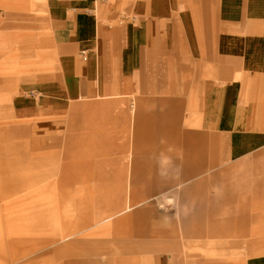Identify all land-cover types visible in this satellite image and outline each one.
Returning a JSON list of instances; mask_svg holds the SVG:
<instances>
[{
  "label": "crops",
  "instance_id": "1",
  "mask_svg": "<svg viewBox=\"0 0 264 264\" xmlns=\"http://www.w3.org/2000/svg\"><path fill=\"white\" fill-rule=\"evenodd\" d=\"M43 1L0 0V10L12 5L32 11L46 7L63 43L59 82L36 85V97L14 101L16 115L26 124V145L32 154L58 144L64 151L96 146L99 156L106 138L114 151L121 146L108 155L130 158L127 205L117 213L108 210L93 218L80 217L59 232L49 228L41 239L13 241L10 264L29 257L31 264L50 260L118 226L115 219L132 210L140 168L149 174L140 158H147L155 145L151 141H159L157 155L163 158H175L183 148L186 155L197 153L199 128L191 127L194 115L201 118L200 129L225 132L221 138L227 146L230 141L233 154L234 141L239 143L243 151L235 156L264 148V12L259 0ZM25 17L39 19L30 13ZM105 131L110 135L105 136ZM252 159L264 163V158ZM91 162L85 163V170ZM202 162L204 158H196L192 168ZM98 167L102 175L104 167ZM260 171L264 173V165ZM117 174H125V167ZM84 176L65 166L63 199L73 196L74 184ZM36 177L37 181L30 178L27 189L33 185L38 189L23 194L16 204L36 202L38 193L50 198L53 184ZM90 178L94 179L93 170ZM230 187L229 183L228 195L246 191L239 185ZM253 192L248 201L252 206L238 219V228L250 233L237 237L244 235L253 244L240 264H264V181ZM109 198L111 206L122 202L119 195ZM43 205L50 211L52 202ZM144 213L149 243L155 249L150 264H179L178 213L172 208H149ZM112 262L128 264L125 259Z\"/></svg>",
  "mask_w": 264,
  "mask_h": 264
},
{
  "label": "rangeland",
  "instance_id": "2",
  "mask_svg": "<svg viewBox=\"0 0 264 264\" xmlns=\"http://www.w3.org/2000/svg\"><path fill=\"white\" fill-rule=\"evenodd\" d=\"M257 4L264 12V0ZM29 9H15L12 5L0 10V264L11 263L12 243L17 239H41L49 228L59 232L61 226L74 224L80 217L93 218L108 210L117 213L127 205L130 158L128 154L108 155L114 147H108L107 138L101 142L104 144L101 156L94 151L96 146L85 145L64 151L58 144L40 154L30 153L23 136L26 124L16 115L14 101L18 97H36L39 94L36 85L59 82L63 43L49 20L46 7ZM29 13L39 19L26 18ZM126 125L130 127V121ZM197 126L195 155H186L183 148L177 157L163 158L157 155L161 149L159 141H151L155 145L150 150L147 148L150 152L147 158H140L141 166L149 174H143L140 168L131 200L132 210L115 219L118 226L105 229L88 241L51 256L50 260L42 258L33 264H114L112 259H125L128 264H150L155 249L149 243L151 234L145 224L144 211L149 208H172L178 213L180 239L175 251L179 264L243 263L253 244L244 240V235L237 237L250 233L244 232L243 227L238 228V219H243L244 209L252 206L248 201L254 198L253 188L264 181V173L260 171L264 163L252 159L264 158L261 157L264 148L235 156L243 151L239 143L234 141L233 154L230 141L227 146V141L221 138L225 132L200 129L201 118L194 115L191 127ZM103 133L110 135L109 131ZM120 147L115 149L119 151ZM196 158H204V162L192 168ZM89 161L92 162L85 170V163ZM98 165L104 167L102 175L97 172ZM65 166L77 175L85 173L83 181L74 184L70 199L68 195L67 199L62 198L61 176ZM122 167L125 174L118 177ZM36 175L42 183L53 184L50 198L47 199L46 193H38L36 202L16 204L23 194L38 189L35 185L27 189L31 177L37 181ZM229 183L231 187H246V191L228 195ZM111 195H119L122 202L109 205ZM46 200L52 202L50 211L43 205ZM34 206L41 209L34 210ZM31 259L14 264H31Z\"/></svg>",
  "mask_w": 264,
  "mask_h": 264
}]
</instances>
